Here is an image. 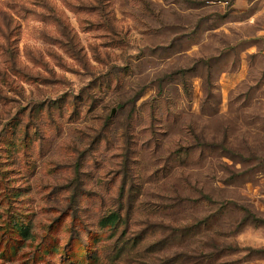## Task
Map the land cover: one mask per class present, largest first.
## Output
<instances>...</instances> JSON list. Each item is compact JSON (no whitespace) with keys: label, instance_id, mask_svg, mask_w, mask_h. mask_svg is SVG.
<instances>
[{"label":"rangeland","instance_id":"1","mask_svg":"<svg viewBox=\"0 0 264 264\" xmlns=\"http://www.w3.org/2000/svg\"><path fill=\"white\" fill-rule=\"evenodd\" d=\"M0 264H264V0H0Z\"/></svg>","mask_w":264,"mask_h":264},{"label":"trees","instance_id":"2","mask_svg":"<svg viewBox=\"0 0 264 264\" xmlns=\"http://www.w3.org/2000/svg\"><path fill=\"white\" fill-rule=\"evenodd\" d=\"M101 1V0H99ZM208 198V197H207ZM119 219L118 214H112L110 215L107 219H105L104 224H113ZM20 234L22 237H27L29 236V228L28 227H20L19 228Z\"/></svg>","mask_w":264,"mask_h":264}]
</instances>
